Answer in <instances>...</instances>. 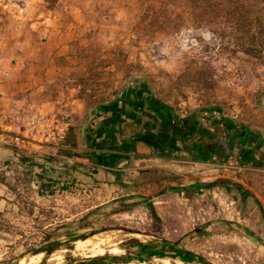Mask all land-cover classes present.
<instances>
[{"label":"rangeland","instance_id":"rangeland-1","mask_svg":"<svg viewBox=\"0 0 264 264\" xmlns=\"http://www.w3.org/2000/svg\"><path fill=\"white\" fill-rule=\"evenodd\" d=\"M149 1L158 0H0V262L264 264V206L246 194L254 195L239 182L243 170L219 167L240 165L236 159L210 172L196 168L188 180L176 170L136 167L111 188L96 185L105 177L87 184L77 174V182L70 170L83 165L76 156L93 162L94 147L79 142L73 160L58 152L70 126L82 140V110L89 115L124 90L125 100L137 101L141 81L181 118L217 107L238 119L244 101L264 89V0H170L164 10L173 22L165 31L138 26ZM36 97L60 102L59 126L38 125ZM44 175L71 183V192L60 184L39 194ZM89 213L93 225L83 228ZM50 232L57 249L32 255ZM105 236L112 242L103 255L76 250L79 241ZM177 242L188 256L164 252Z\"/></svg>","mask_w":264,"mask_h":264},{"label":"crops","instance_id":"crops-1","mask_svg":"<svg viewBox=\"0 0 264 264\" xmlns=\"http://www.w3.org/2000/svg\"><path fill=\"white\" fill-rule=\"evenodd\" d=\"M35 99L33 116L39 118L38 125L48 130L59 126L60 102ZM138 102L126 99L117 109L100 113L94 120L84 110L79 113L78 123L86 127L81 133L82 140L78 136L80 130H76L78 142L85 147L94 142L96 158L92 162L85 155L76 156L75 162L92 166L96 173L91 174L75 163L70 170L77 182V174L84 176L87 184L105 177L106 184L96 185L115 188L121 172L136 167L176 170L188 180L194 179L196 168L210 172L228 158H234L244 171V179L239 182L249 184L251 193L264 206V89L244 101L235 120L228 119L217 107L197 110L181 118L172 113L164 116ZM131 130L138 131L130 135ZM254 138L258 142H253ZM136 155L141 158L136 159Z\"/></svg>","mask_w":264,"mask_h":264},{"label":"trees","instance_id":"trees-1","mask_svg":"<svg viewBox=\"0 0 264 264\" xmlns=\"http://www.w3.org/2000/svg\"><path fill=\"white\" fill-rule=\"evenodd\" d=\"M170 3V0H158L156 2H151L149 1L147 3L146 6H144V10L142 12L141 18L138 22V26L140 28L145 27V26H149V27H156V29L160 30V31H165V30H169L172 28V22L173 19L172 17L168 14L167 11L164 10V8H167V6H169L168 4ZM211 8V7H210ZM212 11L214 8H211ZM237 11L239 10V8L236 9ZM165 11V12H164ZM213 12H209V16H213ZM241 24L244 26V28H249V24L246 23V21H244V23ZM115 51H110L109 53H113ZM139 91V90H138ZM138 91L136 92V94H138ZM126 90H124L121 94L120 97L114 101H112L109 104H105L104 102L98 104V105H92L91 109H90V113H89V117L90 119H93L95 117H97L100 113L109 111V110H115L117 109L120 104L122 102H125V97L127 95ZM139 97V96H138ZM157 101V100H156ZM158 107H159V112L164 113L163 115L167 116L168 114L172 113L173 114V110L162 105L160 102H158ZM233 125V124H230ZM92 141V140H91ZM94 141V139H93ZM92 141V142H93ZM253 142H258V140L256 138H254ZM90 144V143H88ZM94 144L91 143V145H87L88 147H92ZM79 149V142H78V137L76 134V129L74 126H70L69 130H68V134L66 135V137L63 140V143L61 145L58 146V152L60 155L65 156L67 158H72L74 155V150ZM90 157H94V159L96 158L95 156L90 155ZM137 158H141V156L136 155L135 157ZM73 169V168H71ZM42 179V181H44L43 185H39V189H38V193L39 194H43V188L45 187L47 190L56 187L57 185L59 186L60 184V191L63 192H71V188H72V184L71 183H60V181L57 180H53V179H48V182L45 181L46 177L41 176L40 177ZM32 180V178L29 177L28 181ZM73 183L75 182V179H73ZM39 184V183H38ZM225 185H228L230 187H236L240 190H242L241 186L230 182V183H225ZM246 194L248 196H251L255 199L256 203L258 205H261V203L259 202V200L254 196V195H250L249 192H246ZM150 211L154 212L153 207H151ZM95 213H89L87 214L85 217L82 218V220L80 221L81 226H85L83 228H87L88 226L92 227V223L89 221L90 217L93 216ZM98 232H95L93 234H96ZM54 236V232H50L47 235H45L46 239V245L45 247L41 248V249H33L32 255H37L41 252H46L47 255H50L51 253L54 252V250L57 249V243H55L54 241H51V239H53ZM78 239H86L85 237H79ZM76 241V240H75ZM68 247L71 248L72 244H68ZM160 254L161 253H157ZM23 256H18V257H12V258H8V259H4L2 262H0V264H17L18 260L21 259ZM200 264H205L203 260H198Z\"/></svg>","mask_w":264,"mask_h":264},{"label":"bare ground","instance_id":"bare-ground-1","mask_svg":"<svg viewBox=\"0 0 264 264\" xmlns=\"http://www.w3.org/2000/svg\"><path fill=\"white\" fill-rule=\"evenodd\" d=\"M112 242V238L110 236H105L102 239L97 240V242L93 243L92 241H79L77 242V247L76 250L80 251L82 249L85 250V248H90L89 252H98V254L103 255L104 250L102 249V246H109V244ZM119 243V242H118ZM117 244V243H116ZM113 245V244H112ZM115 245V244H114ZM88 250V249H87ZM110 252L113 255H118L119 253L123 252V251H119L116 248H111ZM74 254V253H73ZM79 255V254H77ZM41 255H37V257H40ZM84 256V255H83ZM51 258V257H50ZM59 258H57L56 260H58ZM62 261V260H61ZM61 263V262H60ZM55 264H59V262L55 263ZM133 264V263H130ZM139 264H144V263H139ZM151 264H172L170 260L168 259H163V260H154ZM177 264H181V263H177Z\"/></svg>","mask_w":264,"mask_h":264},{"label":"flooded vegetation","instance_id":"flooded-vegetation-1","mask_svg":"<svg viewBox=\"0 0 264 264\" xmlns=\"http://www.w3.org/2000/svg\"><path fill=\"white\" fill-rule=\"evenodd\" d=\"M137 91L138 92H142V95L140 97H137V100L139 101L138 102L139 104H141L144 107L148 106V107H150V109L152 108V110H155V109L158 110L159 109L156 99L154 98L153 94L149 91V89L147 88L146 84L143 81L139 82V85L137 87L136 92ZM138 139H140V138L138 137ZM172 249H180V250H182L180 248L178 242L175 244V247H173ZM172 254H177V255H182V256H188L189 255V254H180V253H177V252H173Z\"/></svg>","mask_w":264,"mask_h":264},{"label":"built area","instance_id":"built-area-1","mask_svg":"<svg viewBox=\"0 0 264 264\" xmlns=\"http://www.w3.org/2000/svg\"><path fill=\"white\" fill-rule=\"evenodd\" d=\"M67 128H68V125L65 124L63 127H61L60 131L62 132V134H65V132L67 131ZM53 139L55 138L54 135L52 136ZM219 167H223L225 169L227 168H233V169H238L239 171H242L243 168L240 166V165H235L233 164L232 162H228L227 164H223V165H220Z\"/></svg>","mask_w":264,"mask_h":264},{"label":"water","instance_id":"water-1","mask_svg":"<svg viewBox=\"0 0 264 264\" xmlns=\"http://www.w3.org/2000/svg\"><path fill=\"white\" fill-rule=\"evenodd\" d=\"M139 97L142 95V92H138L137 94ZM108 155V154H107ZM164 252H167V253H173V252H177V253H180V254H188L187 251H184V250H180V249H165Z\"/></svg>","mask_w":264,"mask_h":264}]
</instances>
